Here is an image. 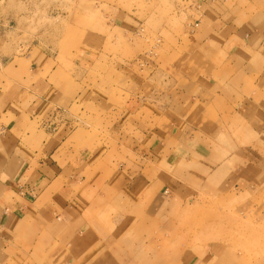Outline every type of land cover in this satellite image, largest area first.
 I'll list each match as a JSON object with an SVG mask.
<instances>
[{
  "label": "crops",
  "instance_id": "1",
  "mask_svg": "<svg viewBox=\"0 0 264 264\" xmlns=\"http://www.w3.org/2000/svg\"><path fill=\"white\" fill-rule=\"evenodd\" d=\"M174 7L192 15L185 36L194 64L165 67L176 85H189L178 89L191 100L181 115L167 110L170 124L165 109L156 127L127 124L110 146L97 148L87 130L70 131L81 95L69 91L71 81L49 79L68 66L53 65L44 78L45 66L37 65L33 81H0V264H167L163 242L136 243L135 218L142 232L150 226L159 234L167 226L150 224L168 202L238 200L258 184L254 194L264 191V176L246 174L247 150L237 155L219 140L232 124L264 117V0H180ZM1 68L19 72L14 61ZM220 248L181 246L170 264H211Z\"/></svg>",
  "mask_w": 264,
  "mask_h": 264
},
{
  "label": "rangeland",
  "instance_id": "2",
  "mask_svg": "<svg viewBox=\"0 0 264 264\" xmlns=\"http://www.w3.org/2000/svg\"><path fill=\"white\" fill-rule=\"evenodd\" d=\"M179 1L0 0V81L8 82L13 76L33 81L37 65L45 66L44 78L53 65L68 66L65 74L57 72L49 79L55 84L72 82L69 91L81 95V104L73 107L76 120L70 131L87 130V139L97 148L110 146L112 135L124 134L127 124L156 127L165 109L170 124L173 115L167 110L171 107L181 115L180 106L189 109L191 100L186 91L179 92L189 91V85H176L165 67L174 64L188 70L194 64V46L185 36L192 15L174 7ZM9 61L18 64L19 72L9 75L1 68ZM259 78L253 75L252 83ZM236 79L251 83L250 78ZM128 100L135 103L128 105ZM240 125L232 124L231 136L219 140L231 145L237 155L239 147L247 150L246 158L240 154L247 160V176H264V117L250 116ZM259 186L238 200L168 202L160 222L150 224H165L167 232L155 234L150 226L142 232L143 223L135 218L136 243L163 242L167 264L175 260L176 252L181 253V246L213 244L221 248L213 250L211 264H264V191L254 194Z\"/></svg>",
  "mask_w": 264,
  "mask_h": 264
}]
</instances>
